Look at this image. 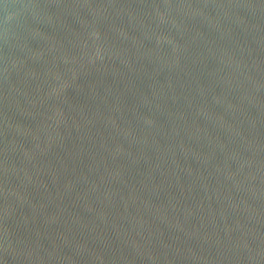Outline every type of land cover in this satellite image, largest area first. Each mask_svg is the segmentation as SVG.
Wrapping results in <instances>:
<instances>
[{"label":"water","instance_id":"95a60500","mask_svg":"<svg viewBox=\"0 0 264 264\" xmlns=\"http://www.w3.org/2000/svg\"><path fill=\"white\" fill-rule=\"evenodd\" d=\"M0 264H264V0H0Z\"/></svg>","mask_w":264,"mask_h":264}]
</instances>
